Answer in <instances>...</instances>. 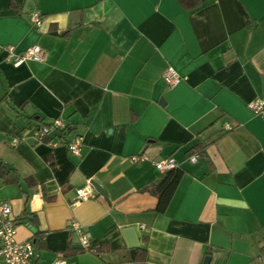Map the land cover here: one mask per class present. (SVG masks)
<instances>
[{
  "label": "crops",
  "instance_id": "crops-1",
  "mask_svg": "<svg viewBox=\"0 0 264 264\" xmlns=\"http://www.w3.org/2000/svg\"><path fill=\"white\" fill-rule=\"evenodd\" d=\"M199 1L0 0V201L19 240L40 233L33 264H264V118L248 106L264 99V0ZM34 44L46 61L8 58ZM55 119L80 156L37 140ZM170 156L185 172L160 212L148 187Z\"/></svg>",
  "mask_w": 264,
  "mask_h": 264
},
{
  "label": "built area",
  "instance_id": "built-area-1",
  "mask_svg": "<svg viewBox=\"0 0 264 264\" xmlns=\"http://www.w3.org/2000/svg\"><path fill=\"white\" fill-rule=\"evenodd\" d=\"M35 25L41 24V15L34 12L31 16ZM8 58L11 59L15 66H19L27 60L36 62H44L48 58V51L39 44L28 47L22 53H15L12 45L6 47ZM164 80L171 86H175L182 81V76L173 67L169 66L163 73ZM249 108L257 115L264 118V99L257 98L248 102ZM55 131L69 132L68 124L63 119H55L52 125H42L36 130V138L38 141H45ZM49 143H63L73 155L80 156L83 136L73 135L67 142L62 139L50 140ZM197 154L189 156L190 161L196 162ZM157 169L166 172L178 166L176 159L172 156L165 157L155 162ZM95 191L89 187L77 189V202L95 197ZM11 205L6 201H0V256L3 257L7 264H33L36 256V250L32 240H19L17 238V222L11 216ZM70 227L72 232L77 235L78 241L82 247L90 244V236L84 226L78 221H71ZM52 264H68L65 259H56Z\"/></svg>",
  "mask_w": 264,
  "mask_h": 264
},
{
  "label": "trees",
  "instance_id": "trees-1",
  "mask_svg": "<svg viewBox=\"0 0 264 264\" xmlns=\"http://www.w3.org/2000/svg\"><path fill=\"white\" fill-rule=\"evenodd\" d=\"M180 2L186 9H191L193 7H196L200 3L199 0H180ZM53 121L47 122L43 125H52ZM68 128H69V132L67 134L64 131H55L54 136L50 135V137H47L45 141H50L56 138V139H62L63 142H67L73 135H80L75 132L74 134H72L74 130L73 128L70 127L69 124H68ZM206 146L207 145L204 143H200L198 145L193 146L188 151L189 156L196 154V153H199V154L204 153ZM5 168L6 166L0 161V173H3ZM184 172L185 171L182 168L177 166L173 169H170L164 172L157 181H155L153 184H151L148 187V190H150L153 194H155L158 197V205H157L158 211L160 212L165 211L174 192L177 189L178 184L181 181V178L184 175ZM8 175H9V172L4 171L3 176H8ZM32 221L35 222V218H33ZM39 234L40 233L37 232L34 239L32 240L35 249H36V243L38 241Z\"/></svg>",
  "mask_w": 264,
  "mask_h": 264
},
{
  "label": "water",
  "instance_id": "water-1",
  "mask_svg": "<svg viewBox=\"0 0 264 264\" xmlns=\"http://www.w3.org/2000/svg\"><path fill=\"white\" fill-rule=\"evenodd\" d=\"M93 183V185L100 191V192H102L103 193V189L99 186V185H97L95 182H92ZM127 235L128 236H131L132 235V229H129V231L127 232ZM128 240H129V242H133V241H131V239H129L128 238ZM133 244V243H132ZM209 260H210V257L208 256V257H206L205 258V261H204V264H208L209 263Z\"/></svg>",
  "mask_w": 264,
  "mask_h": 264
}]
</instances>
